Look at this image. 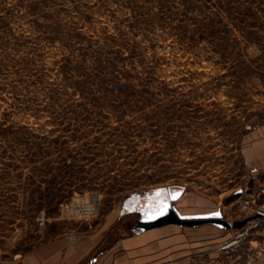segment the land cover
<instances>
[{
  "label": "rangeland",
  "instance_id": "rangeland-1",
  "mask_svg": "<svg viewBox=\"0 0 264 264\" xmlns=\"http://www.w3.org/2000/svg\"><path fill=\"white\" fill-rule=\"evenodd\" d=\"M89 192L133 227L109 245L168 202L231 226L170 223L163 264H264V219L220 250L264 203V0H0V259Z\"/></svg>",
  "mask_w": 264,
  "mask_h": 264
},
{
  "label": "crops",
  "instance_id": "crops-1",
  "mask_svg": "<svg viewBox=\"0 0 264 264\" xmlns=\"http://www.w3.org/2000/svg\"><path fill=\"white\" fill-rule=\"evenodd\" d=\"M112 222L114 216H98L91 227L75 221L76 225L35 245L27 254L0 259V264H163L165 259H169L166 254L179 249V246L169 245V239L159 240L167 232L160 229L173 224L142 230L109 245L108 237L120 235L118 228L129 231L133 228L121 221L111 229ZM119 247L124 250L122 255L116 256L114 252Z\"/></svg>",
  "mask_w": 264,
  "mask_h": 264
},
{
  "label": "built area",
  "instance_id": "built-area-1",
  "mask_svg": "<svg viewBox=\"0 0 264 264\" xmlns=\"http://www.w3.org/2000/svg\"><path fill=\"white\" fill-rule=\"evenodd\" d=\"M247 203L241 204V212L248 213L249 220L241 227L236 228L227 238H225L220 244V250L224 253L233 251L240 245H242L248 236L257 228L261 220L264 219V203L257 206L253 212L249 213V207ZM101 209V199L96 192H89L85 194H78L73 196L69 201L63 203L60 206V216L68 220H75L79 223H84L88 227L93 225V222L97 219V214ZM249 210V211H248ZM257 215V217H253ZM48 221L47 217H40L36 220V225L39 229H43Z\"/></svg>",
  "mask_w": 264,
  "mask_h": 264
},
{
  "label": "water",
  "instance_id": "water-1",
  "mask_svg": "<svg viewBox=\"0 0 264 264\" xmlns=\"http://www.w3.org/2000/svg\"><path fill=\"white\" fill-rule=\"evenodd\" d=\"M182 190H177L170 193V200H175L181 194ZM166 208H164L163 213L159 209L155 212H148L145 216L141 217L136 221L134 227L140 230H146L150 228L160 227L166 224L174 223L185 226H196L203 223H212L220 228H230L231 224L226 221L221 212L218 210L207 212V213H197V214H181L176 209L172 208L168 202H165ZM163 208V207H162ZM161 209V208H160ZM219 213V215H215ZM257 217L254 215L252 218ZM249 218L234 221L232 226L234 228L241 227Z\"/></svg>",
  "mask_w": 264,
  "mask_h": 264
},
{
  "label": "snow or ice",
  "instance_id": "snow-or-ice-1",
  "mask_svg": "<svg viewBox=\"0 0 264 264\" xmlns=\"http://www.w3.org/2000/svg\"><path fill=\"white\" fill-rule=\"evenodd\" d=\"M162 191H164V190H158L157 193H156V195L158 196L160 194V192H162ZM164 208H166V205H164L163 208L159 209V211L161 212V214L163 213ZM215 215H219V213H215Z\"/></svg>",
  "mask_w": 264,
  "mask_h": 264
}]
</instances>
